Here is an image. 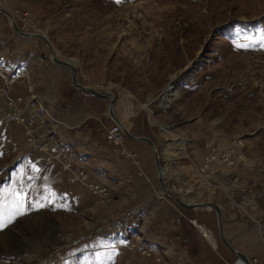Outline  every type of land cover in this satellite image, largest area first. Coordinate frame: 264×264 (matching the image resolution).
I'll use <instances>...</instances> for the list:
<instances>
[{
    "label": "rangeland",
    "instance_id": "1",
    "mask_svg": "<svg viewBox=\"0 0 264 264\" xmlns=\"http://www.w3.org/2000/svg\"><path fill=\"white\" fill-rule=\"evenodd\" d=\"M0 8L12 13L20 31L44 35L59 60L76 66L80 84L114 94L117 107L131 94L136 133L161 136L165 126L195 138L208 153L201 169L220 161H207L211 154L234 150L230 169L237 167L247 195L226 207L257 225L264 240V0H0ZM22 74L26 78L15 82ZM72 75L53 62L41 39L19 35L0 13V192L10 204L11 194L23 190L30 202L24 216L0 231V264H161L144 250L147 236L138 232L119 242L127 245L119 255L118 241L106 230L123 218L113 217L112 192L109 199L97 195L92 184L98 183L89 178L86 187L75 184L68 163L40 154L36 122L22 113L30 103L40 104L36 97L45 94V85L58 90L64 106L76 103L78 94L81 100L87 93L75 87ZM28 81L33 91L20 96ZM171 84L179 97L164 105L160 95ZM8 92L16 99L6 98ZM104 100L100 110L108 115L110 101ZM88 124L115 149L96 120ZM202 176L211 180L203 170ZM81 189L89 191L82 205ZM132 220L144 224L140 217Z\"/></svg>",
    "mask_w": 264,
    "mask_h": 264
},
{
    "label": "crops",
    "instance_id": "2",
    "mask_svg": "<svg viewBox=\"0 0 264 264\" xmlns=\"http://www.w3.org/2000/svg\"><path fill=\"white\" fill-rule=\"evenodd\" d=\"M7 61L12 60L7 59ZM47 73L51 74L49 70ZM25 75L15 76L17 77L15 82L26 78ZM10 78L13 80L12 77H5L7 80ZM32 87L28 81L27 87L25 84L22 85L18 94L26 97L28 92L33 91ZM9 92L6 98L13 97L15 100L16 96L13 93L10 95ZM44 92L45 94L42 95L37 94L36 98L40 99V104L30 103L27 111L24 110L22 113L30 121L36 122L38 135L42 140L40 144L45 146H40V154L54 158L51 163H58L54 162L58 160L63 167L65 163H71L74 171H84L88 174L89 181L92 179L98 183V185L92 184L96 188L100 185L99 190L107 189V195L112 192L114 201L111 208L117 214L113 217L123 218L106 230L111 229L113 238L118 241L119 255L127 246L119 242L128 241L132 238V233L138 232L147 236L142 241L144 250L151 257L156 255L161 264H241L238 257L221 243L218 220L214 211L197 208L185 209V212H182L173 199L160 189L155 158L147 143L126 139L125 145L128 150L138 156L139 164H137L136 161L117 153L105 142L103 135L99 137L100 133L93 128V125L88 124L91 119L96 120L101 133H105L104 125L112 126L111 119L102 109L100 110L101 103L105 102L104 99L87 92L84 96L81 91L83 93L81 100L78 94L76 103L64 106L60 103L62 95H58L57 89L52 92L45 85ZM2 94L0 93V99ZM124 96V103L120 105L122 107H117L116 104L115 114L132 135L149 137L158 147L166 186L188 204L209 201L219 205L223 213L225 235L232 246L254 264H264L263 232L258 230L257 225L250 226L243 217H238L240 212L238 213L231 206L226 207L233 201L241 202L247 195V191L240 187L239 181L242 175L236 171L237 167L230 169L220 162H214L210 163L208 168L201 169L204 166L201 163H205L202 158L204 159L208 153L202 154L198 141L195 138L185 139L179 130L168 132V128L164 126L161 127L165 132L164 135L156 137L136 133L134 117L137 103L131 102V99H135L132 95L126 93ZM171 129L176 128L172 126ZM210 150L208 149V152ZM202 170L209 175L211 182L204 179ZM72 178L75 184L78 182L86 187L76 177ZM82 191L84 190L81 189L77 193L81 205L89 196L88 190L84 194L81 193ZM98 192L97 195H100V191ZM66 196L71 197L72 194ZM243 207L244 205L239 209L243 210ZM133 217L134 219L140 217L144 224L132 223ZM150 217H162V219H159L158 223H152ZM192 220L197 221L198 227L191 223ZM156 223L158 228L152 227ZM133 224L135 228L132 227ZM201 227L212 233L214 241L211 242L205 237ZM146 259L142 260L146 261ZM152 264H155V261H152Z\"/></svg>",
    "mask_w": 264,
    "mask_h": 264
},
{
    "label": "water",
    "instance_id": "3",
    "mask_svg": "<svg viewBox=\"0 0 264 264\" xmlns=\"http://www.w3.org/2000/svg\"><path fill=\"white\" fill-rule=\"evenodd\" d=\"M0 13L6 15L7 17H9L12 20V26L19 35H21L23 37H33V38L41 39L46 44V46H47V48L51 54L53 62L59 66L68 68L73 72L72 82L75 85V87H77L78 89H80L84 92L92 94L98 98L109 99L110 104H109L108 114H109L111 121L120 127V129L126 135V137H128L134 141L147 143L151 147L154 158H155L156 168H157L158 184H159L160 188L165 192V194L168 195L169 197H171L173 199V201L176 203V205H178L179 207H182V208L197 209V208H208V207H210L211 210L214 211L216 216H217L219 238H220L221 243L223 245H225L229 251L234 253L238 257L240 262H242L244 264H253V262L247 256H245L240 251L236 250L232 246L230 241L227 239V237L225 235V231H224L223 213H222V209L219 205H217L215 203H211V202H206V203H202V204H198V203L186 204V203L182 202V200H180V198L171 189H169L166 186V184L164 182L165 173H164L163 168L161 166V158H160V153H159L158 148L154 144L153 140L150 139L149 137H144V136L136 137V136L132 135L122 125V123L117 118L115 111H114L115 106H116V97L114 94H112V93L101 94L91 87H87V86L80 84L78 82V70H77L76 66H74L72 63H70V61H68V60H64V61L59 60L56 56L54 49L52 48V45L50 44L49 40L44 35H42V34H27V33L22 32L18 28L17 23L15 21V18L11 12H9L6 9L0 8ZM175 89H176V87L171 84L170 87H167L164 90V92L160 95V97L164 98V96L167 93H169L170 91L173 92V91H175Z\"/></svg>",
    "mask_w": 264,
    "mask_h": 264
},
{
    "label": "built area",
    "instance_id": "4",
    "mask_svg": "<svg viewBox=\"0 0 264 264\" xmlns=\"http://www.w3.org/2000/svg\"><path fill=\"white\" fill-rule=\"evenodd\" d=\"M24 122H25V120L22 123H24ZM104 132H105V136H106L107 141L109 143H111L112 145H114L115 151L117 153L121 154L122 156H124L126 158L133 159L134 161H136L137 164H139V160H137V157H138L137 154L130 152L128 150V148L126 147V145H125L126 135L122 132V130L120 129V127L118 125L113 124V126L111 128H108L106 125H104ZM48 160L50 161L51 159H48ZM206 160L207 161L209 160L212 162H214L216 160H220L219 162H222L228 168H232V167H234V164H235L234 150H225V151H222L221 153H217L215 155L211 154ZM66 168L69 170V172L71 173L72 176L76 177L77 180H79L81 182L87 181L88 174L85 173L84 171H74L71 167V163H68ZM99 187H100V185H99ZM99 187H97V190H99ZM99 191H100V195L107 193V189H105V188L101 189ZM102 191H103V193H101ZM108 195L109 196L106 199H109L110 194L108 193ZM241 264H244V263L241 262Z\"/></svg>",
    "mask_w": 264,
    "mask_h": 264
},
{
    "label": "snow or ice",
    "instance_id": "5",
    "mask_svg": "<svg viewBox=\"0 0 264 264\" xmlns=\"http://www.w3.org/2000/svg\"><path fill=\"white\" fill-rule=\"evenodd\" d=\"M117 3L120 0H116ZM236 48H246V45H235ZM5 197L2 192H0V231L5 230L7 227L12 225L14 221L25 215L30 202L27 199V196L24 194L23 190L17 193L11 194V203H5ZM47 199V197H45ZM51 203V201H49ZM36 207L43 208L45 207L44 203L37 202Z\"/></svg>",
    "mask_w": 264,
    "mask_h": 264
},
{
    "label": "bare ground",
    "instance_id": "6",
    "mask_svg": "<svg viewBox=\"0 0 264 264\" xmlns=\"http://www.w3.org/2000/svg\"><path fill=\"white\" fill-rule=\"evenodd\" d=\"M11 20V19H10ZM12 21V20H11ZM172 91H170L169 93H167L164 98H162L161 102L165 103L164 105H168V102H171V104H173V102L179 97V94L177 92H173L172 94ZM129 96H131V94L128 93ZM172 97V98H171ZM109 100V99H108ZM109 116V114H108ZM110 118V117H109ZM209 161V160H208ZM86 182V181H85ZM81 183H84L83 181ZM97 190V188H96ZM99 191V190H98ZM97 193V192H96ZM210 208V207H208ZM201 231L204 233L205 237H207L208 239H210L211 241H214L213 240V237H212V233L207 232V230H204L202 228H200Z\"/></svg>",
    "mask_w": 264,
    "mask_h": 264
}]
</instances>
